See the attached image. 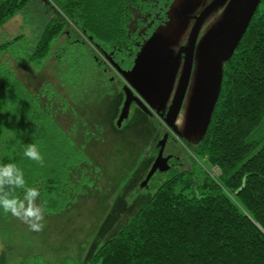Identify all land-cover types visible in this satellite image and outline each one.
<instances>
[{"label":"trees","instance_id":"trees-1","mask_svg":"<svg viewBox=\"0 0 264 264\" xmlns=\"http://www.w3.org/2000/svg\"><path fill=\"white\" fill-rule=\"evenodd\" d=\"M33 1L0 0V28ZM50 1L57 16L39 22L30 64L40 69L59 36L75 28L105 69L129 71L147 42L166 34L163 27L176 19L174 9L183 0ZM18 40L1 45L0 57ZM83 53L90 60V53ZM3 63L0 59V165L20 168L26 187L39 190L45 212L60 214L77 206L78 195L93 179L103 180V172L91 160L92 147L77 139L74 115L47 105L46 92H31ZM194 142L191 150L208 165L207 172L180 170L138 187L136 200L143 206L109 240L94 242L86 264H264V0L224 63L210 124ZM28 144L37 146L43 166L24 156ZM13 195L22 199L23 190ZM8 215L0 209V220Z\"/></svg>","mask_w":264,"mask_h":264},{"label":"rangeland","instance_id":"rangeland-1","mask_svg":"<svg viewBox=\"0 0 264 264\" xmlns=\"http://www.w3.org/2000/svg\"><path fill=\"white\" fill-rule=\"evenodd\" d=\"M212 1L195 0L192 13L202 12ZM50 2L34 0L0 28V46L19 37L17 46H12L0 57L4 62L1 65L12 68L31 92H46L47 105L53 102L56 107L65 108L67 113L74 115L70 122L74 118L77 139L92 147L91 160L103 172V180L91 179V186L88 185L90 187L85 188V193L78 195L77 206L57 215H49L44 210L43 231H30L26 224L11 214L1 219L0 264H86L94 242L100 239L101 244L109 240L143 206L144 201L137 202L136 192L154 162V149L165 129L164 120L160 122L146 113L142 116L134 108L128 120L118 126L124 103L122 80L110 67L105 69L104 63L98 62L93 46L85 44L75 28H69L66 34L59 36L52 54L44 59L40 69L27 61L39 41V22L43 23L46 16L47 22L57 16ZM230 2L227 0L207 16L200 40L226 17ZM181 4H176L173 23L163 27L168 29L166 34L158 37L160 40L165 38L162 41L168 48L180 42L185 35V27H188L179 16ZM189 34L188 28L187 36ZM83 49L90 53L91 61L87 60ZM97 67L99 72L95 71ZM101 70L105 71L104 78L100 76ZM194 84L192 82V86ZM50 90H54V96ZM59 94H63L65 99ZM193 96L187 97L177 120L180 135L170 134L171 141L166 145V153L174 152L179 159L176 161L179 167L166 174L157 173L154 180L162 181L166 175L180 170L195 175L208 170V165L191 150L195 145L194 138L200 134L194 130L195 136L192 137V130L186 128ZM150 157L152 159L147 166L145 161ZM138 167L142 168L139 170ZM134 170L132 184L128 187L126 183ZM214 171L220 173L217 169H210L208 173ZM36 202L41 205L39 200Z\"/></svg>","mask_w":264,"mask_h":264},{"label":"water","instance_id":"water-1","mask_svg":"<svg viewBox=\"0 0 264 264\" xmlns=\"http://www.w3.org/2000/svg\"><path fill=\"white\" fill-rule=\"evenodd\" d=\"M226 1L213 0L195 18L188 46L181 49L177 55H174V52L162 40L154 38L149 40L141 50L131 70L125 71L115 67L117 74L126 82L124 103L117 123L119 127L128 119L133 102H136L143 111L150 113L149 105L153 107L154 97L164 96V99L168 100L174 88L180 57L183 52H188L175 98L169 114L164 119L166 126L176 135H180L177 120L190 86L194 65L193 56L200 30L207 16ZM262 1L231 0L226 19L219 22L206 35L208 43L201 46L200 55L197 57L203 63L202 74L195 85L187 119L190 129L197 130L200 135L206 132L219 99L223 81V65L234 55ZM195 5V0H184L179 10L180 17L188 20V15L192 14ZM166 141L167 138L164 137L160 144L159 156L142 183V187L148 185L158 170L166 172L170 169L168 159L163 157Z\"/></svg>","mask_w":264,"mask_h":264},{"label":"clouds","instance_id":"clouds-1","mask_svg":"<svg viewBox=\"0 0 264 264\" xmlns=\"http://www.w3.org/2000/svg\"><path fill=\"white\" fill-rule=\"evenodd\" d=\"M24 156L40 166L44 158L35 144H28ZM16 189L23 190V198L13 195ZM38 189L26 187L24 174L15 164L0 165V209L26 224L30 231L40 232L44 228V208L37 204Z\"/></svg>","mask_w":264,"mask_h":264},{"label":"flooded vegetation","instance_id":"flooded-vegetation-1","mask_svg":"<svg viewBox=\"0 0 264 264\" xmlns=\"http://www.w3.org/2000/svg\"><path fill=\"white\" fill-rule=\"evenodd\" d=\"M201 12H198V13H196V14H190V15H188V20H184L183 18H182V20H184V24L186 25V26H188V28H189V32H190V34H189V36L188 37H186V40H185V42H183V44L181 43V42H178V43H176V45H173L170 49L171 50H173L174 51V55H177L178 54V52L181 50V49H185L187 46H188V42H189V38H190V36H191V32H192V29H193V26H194V24H195V18L200 14ZM179 16H180V14H179ZM220 22V21H219ZM202 29V28H201ZM201 31V30H200ZM201 38H200V36H199V38H198V43H197V46L195 47V51H194V56H193V59H194V65H193V72H192V78H191V80H190V86H189V89H188V93H187V96H186V99H187V97L188 96H191L192 97V95H193V92H195V85H196V82H197V80L201 77V74H202V68L201 67H203V63L199 60V59H197V57H199V55H200V52H201V46L203 45V44H206V43H208V41H207V39H206V36L202 39V40H200ZM167 45V44H166ZM188 56V52H183L182 53V55H181V57H180V63H179V68H178V72H177V76H176V78H175V82H174V88H173V90L171 91V93H170V96L168 97L169 99L166 101V98L164 99V96H156V97H154L153 98V100H152V105H153V107L152 106H150L149 105V107H150V109H151V112L150 113H148V112H145V111H143L139 106H138V104L136 103V102H133L132 103V105H131V108H130V113H131V110L134 108V111H136V109L135 108H137V109H139V110H141V111H143L144 113H146V114H148L149 116H152V117H156V118H158V120H160V122H162L166 117H167V115L169 114V111H170V108H171V105H172V102H173V100H174V98H175V95H176V92H177V88H178V86H179V83H180V81H181V78H182V75H183V69H184V64H185V61H186V57ZM114 69H113V71L117 74V69L115 68V67H113ZM118 75V74H117ZM121 77V76H120ZM121 80H122V86H123V89H122V95L124 96V98H125V92H124V88H125V81H124V79L121 77ZM192 82H195V84L192 86ZM192 86V87H191ZM186 99H185V102H186ZM184 105H185V103H184ZM184 105H183V107H184ZM183 107H182V110H183ZM181 110V111H182ZM120 114H121V112H120ZM120 114H119V117H120ZM180 116V115H179ZM129 117H130V114H129ZM128 117V118H129ZM119 119V118H118ZM126 120H128V119H126ZM125 120V121H126ZM124 121V122H125ZM123 122V123H124ZM123 123H122V125H123ZM163 125H164V127H165V129L164 130H162L163 131V135H162V137L158 140V142H157V145H156V149H157V155L155 156V159L153 160L154 162L156 161V159L158 158V156H159V152H160V144H161V142H162V140L164 139V137H166L167 138V141H166V145H168L169 144V142L171 141V135L170 134H175L174 133V131L172 130V129H170V128H168L164 123H162ZM121 125V126H122ZM120 126V127H121ZM186 128H188L189 130H192V134H193V131H194V129H190L191 128V126L190 125H188L187 124V126H186ZM178 130L180 131V128L178 127ZM195 136V134H193V136L192 137H194ZM163 157L164 158H166V159H168V165L170 166V169L168 170V171H166L165 172V174L166 173H168V172H170V171H172L173 169H174V166H175V164H176V161H178L179 159L177 158V156L174 154V152L173 153H166V146H165V150H164V153H163ZM154 162H153V164H154ZM153 164L150 166V170L148 171V173H147V175L149 174V172L151 171V168H152V166H153ZM161 166H163V164L161 165ZM159 172H161L160 170H158L157 172H156V174L157 173H159ZM164 173V172H163ZM155 174V175H156ZM154 175V176H155ZM147 177V176H146Z\"/></svg>","mask_w":264,"mask_h":264},{"label":"bare ground","instance_id":"bare-ground-1","mask_svg":"<svg viewBox=\"0 0 264 264\" xmlns=\"http://www.w3.org/2000/svg\"><path fill=\"white\" fill-rule=\"evenodd\" d=\"M226 17H227V16H226ZM226 17H225L224 19H226ZM224 19H223V20H224ZM223 20H219V21L221 22V21H223ZM200 32H201V31H200ZM199 36H200V33H199ZM199 36H198V38H199ZM197 41H198V40H197ZM84 43L87 44V45L90 44V43H88L87 41H85ZM197 43H198V42H197ZM196 45H197V44H196ZM79 48H82V46L79 45ZM223 67H224V65H223ZM201 68H203V67H201ZM59 95L62 97V99H65V97L63 96V94H59Z\"/></svg>","mask_w":264,"mask_h":264}]
</instances>
